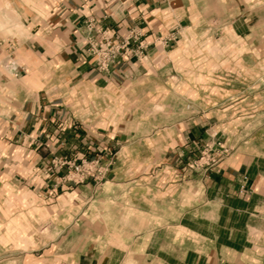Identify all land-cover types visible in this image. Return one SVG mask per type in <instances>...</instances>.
I'll return each mask as SVG.
<instances>
[{"label": "crops", "instance_id": "obj_1", "mask_svg": "<svg viewBox=\"0 0 264 264\" xmlns=\"http://www.w3.org/2000/svg\"><path fill=\"white\" fill-rule=\"evenodd\" d=\"M50 3L0 46V264H264V0ZM133 28L143 53L108 72L86 56L98 29ZM207 141L229 155L191 169ZM55 157L105 177L63 183ZM8 201L30 228L7 226ZM8 229L31 234L26 255Z\"/></svg>", "mask_w": 264, "mask_h": 264}, {"label": "built area", "instance_id": "obj_2", "mask_svg": "<svg viewBox=\"0 0 264 264\" xmlns=\"http://www.w3.org/2000/svg\"><path fill=\"white\" fill-rule=\"evenodd\" d=\"M89 32L96 30V21L91 18L87 24ZM102 40H92L89 36V47L86 49V56L95 58V63L100 71L108 72L115 63L118 56L122 53L137 52L143 53L145 45L141 41V33L136 29H131L127 35L120 40H115L112 35L105 30H99ZM175 35L167 37L166 42L176 40ZM230 153V148L224 146L221 142H204L200 146L199 155L189 163V167L196 171L207 172L218 165ZM56 165L68 166L70 171L61 175V182H72L80 184L89 179L101 181L106 174V168L103 167L99 158H82L79 162H72L68 159H55Z\"/></svg>", "mask_w": 264, "mask_h": 264}, {"label": "rangeland", "instance_id": "obj_3", "mask_svg": "<svg viewBox=\"0 0 264 264\" xmlns=\"http://www.w3.org/2000/svg\"><path fill=\"white\" fill-rule=\"evenodd\" d=\"M40 2V7L34 3ZM51 0H0V46H5L9 44L12 49L15 50V46L22 43V40L28 37L33 28L39 27V25H34L33 19L39 15L41 18H46L48 14L51 12ZM37 24V23H36ZM205 59L195 58L194 60L186 59L184 65H195V64H204L207 63L204 61ZM189 77L192 76L191 73L188 74ZM201 80L206 78L200 77ZM189 96H192L193 91L191 89H184ZM186 105V104H185ZM137 111L142 114L146 111H149L150 106L145 104L137 105ZM158 108V106H157ZM186 108V106H185ZM4 150L0 151V160L1 155L4 154ZM55 157L53 160H55ZM61 159L57 158V160ZM67 159V158H62ZM8 204V221L7 226L12 222V220L16 219L23 222L24 228H30L31 226V218H32V211L29 204L24 202L21 207L25 209V212L18 216L15 214L16 208L15 205L10 201L7 202ZM19 206V205H18ZM21 209V208H19ZM23 211H20L21 213ZM19 215V214H18ZM19 226V223H18ZM15 228V226H14ZM23 228V227H22ZM23 235V237H20ZM8 242H18L22 246V250L25 251L24 254L26 255L30 250L28 245L31 244V234L27 232L23 233H11L8 229Z\"/></svg>", "mask_w": 264, "mask_h": 264}]
</instances>
